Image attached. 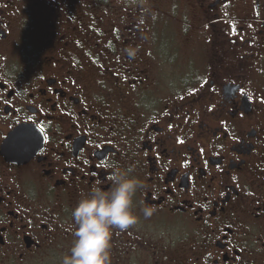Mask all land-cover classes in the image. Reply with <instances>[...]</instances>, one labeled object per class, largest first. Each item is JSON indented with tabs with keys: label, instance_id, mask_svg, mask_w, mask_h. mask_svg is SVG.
Returning a JSON list of instances; mask_svg holds the SVG:
<instances>
[{
	"label": "flooded vegetation",
	"instance_id": "flooded-vegetation-1",
	"mask_svg": "<svg viewBox=\"0 0 264 264\" xmlns=\"http://www.w3.org/2000/svg\"><path fill=\"white\" fill-rule=\"evenodd\" d=\"M191 2L149 37L143 11L0 0V264H63L117 171L143 187L111 264H264V0ZM164 30L202 44L186 73Z\"/></svg>",
	"mask_w": 264,
	"mask_h": 264
},
{
	"label": "clouds",
	"instance_id": "clouds-1",
	"mask_svg": "<svg viewBox=\"0 0 264 264\" xmlns=\"http://www.w3.org/2000/svg\"><path fill=\"white\" fill-rule=\"evenodd\" d=\"M111 179L110 191L95 187L72 210L75 239L63 264H111L113 229L124 231L138 222L133 203L143 185L127 172L117 171ZM142 211L145 218L151 215L147 208Z\"/></svg>",
	"mask_w": 264,
	"mask_h": 264
},
{
	"label": "rangeland",
	"instance_id": "rangeland-1",
	"mask_svg": "<svg viewBox=\"0 0 264 264\" xmlns=\"http://www.w3.org/2000/svg\"><path fill=\"white\" fill-rule=\"evenodd\" d=\"M78 1H84V4H88L87 6L92 8H98L101 4L102 5H114V6H121L125 8L126 12L132 13L134 11H143L144 15V24L148 28V34L150 37L151 29L154 26V23H149L151 20L150 18H155L159 21V19L163 18V21L166 19H170L172 30L170 32L171 35L178 34V37L182 33V31H179L180 29V21L182 17V13L186 11L192 12V10L189 8L191 0H78ZM90 1V2H89ZM249 0H247L248 2ZM99 6H98V5ZM81 5V4H78ZM185 5V9L182 11L180 10L181 7ZM83 7V5H81ZM191 7L194 8L195 4L194 2H191ZM175 8L174 14H171V9ZM97 10V9H96ZM101 13V12H97ZM138 14V13H137ZM135 15V14H134ZM173 16V17H171ZM167 21V20H166ZM157 25V23H155ZM148 37V41H149ZM159 39L156 41L157 46V52L160 54V56L163 58L162 60L165 61L166 58H170L173 56V59L177 56L179 59H181V66L179 71H183L184 73L187 72V66L186 61L190 58H196L203 56V51L201 50L202 44H198L197 48L194 50V52L191 51V46L193 43L190 42V40H183L182 37L177 39H170L169 35L166 34L165 30L163 33H161L159 36ZM203 48V47H202ZM193 53V54H192ZM168 62H162V65H166ZM180 65V62L178 61V67ZM163 67V66H161ZM164 69L169 68L167 65L166 67H163ZM165 82V81H164Z\"/></svg>",
	"mask_w": 264,
	"mask_h": 264
}]
</instances>
